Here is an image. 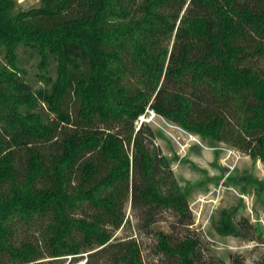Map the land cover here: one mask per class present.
Returning a JSON list of instances; mask_svg holds the SVG:
<instances>
[{"label":"trees","instance_id":"trees-1","mask_svg":"<svg viewBox=\"0 0 264 264\" xmlns=\"http://www.w3.org/2000/svg\"><path fill=\"white\" fill-rule=\"evenodd\" d=\"M147 109L264 162V0H0V264H225ZM128 202L137 231L115 236ZM168 211L181 236L156 227ZM238 214L215 231L255 239Z\"/></svg>","mask_w":264,"mask_h":264},{"label":"rangeland","instance_id":"rangeland-1","mask_svg":"<svg viewBox=\"0 0 264 264\" xmlns=\"http://www.w3.org/2000/svg\"><path fill=\"white\" fill-rule=\"evenodd\" d=\"M17 1L22 8L26 9L38 4L41 0ZM29 70L34 75L31 67ZM151 110L147 109L146 117L150 116ZM148 124L154 133V137L148 141L159 147L162 154L172 161L173 171L181 186L191 188L190 208L194 215V223L190 229L200 233L208 242L204 248V259L209 260L215 255L225 264H232L234 255H240L246 263L254 264L264 253V243L256 238L258 237L256 227H260L264 238V188L259 193L258 186L250 184L242 177L250 176L259 185L263 183L264 186V162L260 159H253L240 149L224 142L210 146L200 135L194 133L192 134L196 135L202 144L190 140L188 133L175 127L178 124L165 117L161 118L159 115ZM230 151L238 153L240 156L238 162H235ZM232 163L236 165L235 169L227 175L229 170L227 164ZM223 180L226 189L221 191L220 197H217V191L214 189ZM242 195H248L247 201ZM234 208L238 209V216L249 219L253 226L249 233L255 239L221 236L215 231L214 222L217 221L221 212ZM126 219L130 224L120 228L115 236L124 237L137 231L138 219L131 202L126 205ZM176 222L174 214L168 211L161 214L156 227L181 236L184 231L176 226ZM141 239L145 246L151 244V239L145 237ZM146 253L148 252L144 251L148 259Z\"/></svg>","mask_w":264,"mask_h":264},{"label":"built area","instance_id":"built-area-1","mask_svg":"<svg viewBox=\"0 0 264 264\" xmlns=\"http://www.w3.org/2000/svg\"><path fill=\"white\" fill-rule=\"evenodd\" d=\"M157 115H159L158 113H156L154 110H151L150 111V116L149 117H146V114H143L139 117V121H138V127L141 125L142 122H145V123H149L150 121H152L154 118L157 117ZM159 117H163L161 115H159ZM175 127H177L178 129H180L181 131L185 132V133H188L189 136H190V140H193V141H196L197 143L199 144H202L201 141L197 138L196 135L186 131L184 128H182L181 126L179 125H175ZM234 158H235V162H238L239 159H240V156L238 155L237 152L235 151H230ZM229 170H228V173L227 175H229L234 169H235V164L232 163V164H227ZM226 175V176H227ZM225 180V179H224ZM224 180L221 181L216 187L214 190L217 191V197H220L221 196V191L226 189V186L224 184ZM218 187V188H217ZM247 196L248 195H242V197L247 201ZM60 264H88V253H81V254H69V255H65V256H62L61 257V262Z\"/></svg>","mask_w":264,"mask_h":264}]
</instances>
